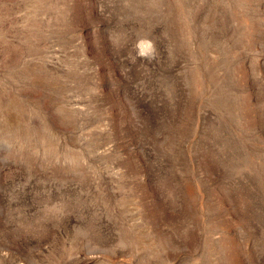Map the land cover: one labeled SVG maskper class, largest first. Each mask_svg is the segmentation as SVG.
I'll use <instances>...</instances> for the list:
<instances>
[{
  "label": "rangeland",
  "instance_id": "1",
  "mask_svg": "<svg viewBox=\"0 0 264 264\" xmlns=\"http://www.w3.org/2000/svg\"><path fill=\"white\" fill-rule=\"evenodd\" d=\"M0 264H264V0H0Z\"/></svg>",
  "mask_w": 264,
  "mask_h": 264
}]
</instances>
